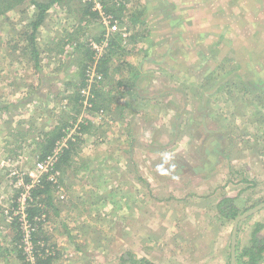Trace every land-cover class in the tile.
Returning a JSON list of instances; mask_svg holds the SVG:
<instances>
[{
    "label": "rangeland",
    "instance_id": "obj_1",
    "mask_svg": "<svg viewBox=\"0 0 264 264\" xmlns=\"http://www.w3.org/2000/svg\"><path fill=\"white\" fill-rule=\"evenodd\" d=\"M85 1L49 9L38 61L28 49L36 8L0 17V264H30L19 200L40 175L43 135L75 120L86 128L48 175L56 210L40 208L36 254L52 251V264H231L234 221L218 203L264 202V0H115L127 36L100 89L104 116L74 96L88 88L78 75L89 53L76 46L119 34L100 16L84 31L80 12L65 19ZM244 221L241 247L256 224L264 236V209Z\"/></svg>",
    "mask_w": 264,
    "mask_h": 264
},
{
    "label": "trees",
    "instance_id": "obj_2",
    "mask_svg": "<svg viewBox=\"0 0 264 264\" xmlns=\"http://www.w3.org/2000/svg\"><path fill=\"white\" fill-rule=\"evenodd\" d=\"M64 0H0V17L5 16L8 12L11 10H15L18 7H21L23 4L30 2L37 10L36 12V17L35 20L33 21L31 27H32V33L29 34L30 38V49L32 51L31 55L33 56V59L38 61V50L37 46L35 45V39H36V33L39 27L43 24L45 21L46 17L48 16V11L49 9L56 3L63 2ZM102 4V8L104 13L107 16H110L113 18L114 21L118 22H123L125 18V12H126V6L121 5L118 1L115 0H100ZM94 6L95 3L91 0H86L84 4H81L79 8V12L81 14V27L80 30L84 31L86 29V26L90 24V18H100L99 12L94 11ZM130 21L132 22L133 25L137 23L136 18L134 16L129 17ZM87 21V22H86ZM131 26V25H130ZM132 28V27H131ZM131 29H128V31ZM101 37L96 35L94 38L89 39L86 43L79 44L78 46L71 45V46H76V50L81 49L82 53L86 52L89 53V56L87 59L89 61L87 63L83 64V72L80 73L78 76L83 79V84L82 86H86V70L90 66L94 65V62L96 61L94 59L95 53L92 50L91 46V41H94L95 43L97 42L98 44H101L106 36V31L102 33ZM135 40V36L132 37ZM123 39V36L121 34L117 35L111 40V44L109 43V46L107 47L108 52L101 57L97 64V72L103 76V81H101L99 84H97V88L92 91V98L90 97V102L93 104L94 109L97 111H107L105 109L108 108L107 106L103 105L107 101V96L106 94L102 93L100 89L103 88L105 81L111 78L112 75V58L113 55L119 54L121 51L125 52V49H123V45L121 43V40ZM67 43V46H69ZM83 46V48H82ZM36 61V62H37ZM78 98V101L80 98H82L81 92H76L74 94ZM83 99V98H82ZM99 100V101H98ZM105 101V102H104ZM103 103V104H102ZM2 111V109H0ZM77 123V121L75 120ZM75 123V124H76ZM70 126V125H68ZM66 124L62 127L59 128V130L55 129L53 131H49L44 134L45 136V144L42 142L41 147L43 148L40 160H45L49 155H52L56 145L58 142L66 138L68 133L71 131L72 127H68ZM80 130L78 131L81 133L83 129L86 128V126L83 124H79ZM81 127H83L81 129ZM78 136V135H76ZM81 137H71L68 140V146L67 148H64L62 153L59 156V160L57 161V169H61V165L64 163H67L69 160V156L71 152L73 151L75 145H76V140ZM53 181H50L48 179V175H44L41 177L39 184H35L33 189L31 190V199L33 200L32 205L27 209V213L29 216L30 221L37 227L38 224H42V220L40 216L42 215L41 209L43 207H51L54 210L55 206L53 204V198L51 197V191L53 190L52 188ZM52 189V190H51ZM217 210L218 214L221 218L224 220H230L234 221L237 217L240 215L246 213L250 209H246L245 211H240L238 207V202L236 198H224L222 199L218 205H217ZM46 214V213H45ZM44 214V215H45ZM46 216V215H45ZM36 218L38 220L36 221ZM245 223V221L240 222V225ZM263 229V225L261 224H256L254 227V230L252 231V238L250 244L241 247L239 243V236H237V248H236V264H264V236H260V232ZM240 229L238 230L239 233ZM41 240V239H37ZM36 238H34L35 245L39 243L40 241H37ZM39 247V246H38ZM232 250V248H231ZM231 258V256H230ZM125 263H129L131 261L126 260L125 258H121ZM53 261V254H46V252L43 250L42 253L37 254V264H52ZM135 264H153L149 262L147 259H142L139 262H135Z\"/></svg>",
    "mask_w": 264,
    "mask_h": 264
},
{
    "label": "built area",
    "instance_id": "obj_3",
    "mask_svg": "<svg viewBox=\"0 0 264 264\" xmlns=\"http://www.w3.org/2000/svg\"><path fill=\"white\" fill-rule=\"evenodd\" d=\"M96 5V3H95ZM94 11L99 12L100 17L102 18L103 22L105 23L108 32L110 34H121L124 38L127 36V29L126 27L121 28L120 22L114 21L112 17L107 16L101 4H97V6L94 7ZM106 40V39H105ZM91 48L95 53L94 59L96 60L94 62V65L87 68L85 74L87 76L86 83L87 87L86 89H83L81 91L82 97H84L86 100L85 107L87 108H93V104L90 102V97L92 98V89L97 86L101 81H103V76L100 75L97 72V64L102 56H104L105 51H107V47L109 46L108 43L102 42L101 44L95 43L94 41H91ZM99 115L104 116L106 114V111H98ZM80 124V123H79ZM75 125V124H74ZM80 128L76 125L72 127L71 131L68 133L66 138L61 140L57 143L56 148L52 155H49L47 159L45 160H37L36 163V171L40 174L38 176H35L33 179V184L30 187L29 190H31L35 184H39L40 179L44 175H50L53 174V172H56V163L59 160V156L64 150V148H67L68 146V140L71 137H78L80 136V133L78 132ZM82 135V133H81ZM50 181H53V178H50ZM54 182V181H53ZM20 202V212L17 213L19 217V224L21 227V234L22 236V245L23 250L25 251V254L30 261V264H37V254H36V245L34 242L35 233H36V226L30 221L27 209L32 205L33 200L31 199V194L28 192V197H24ZM19 207V204L18 206ZM19 209V208H18ZM17 209V210H18ZM45 215H42L40 218L42 221H45ZM37 220V219H36ZM46 254L50 255L52 254V251L48 249H44Z\"/></svg>",
    "mask_w": 264,
    "mask_h": 264
},
{
    "label": "water",
    "instance_id": "obj_4",
    "mask_svg": "<svg viewBox=\"0 0 264 264\" xmlns=\"http://www.w3.org/2000/svg\"><path fill=\"white\" fill-rule=\"evenodd\" d=\"M262 209H264V202L259 206L255 207L254 209L246 212L245 214L240 215L234 220V228L232 233V246H231L232 247L231 264H236V248H237L236 246H237V236H238L240 222L248 219L250 216L256 214Z\"/></svg>",
    "mask_w": 264,
    "mask_h": 264
},
{
    "label": "crops",
    "instance_id": "obj_5",
    "mask_svg": "<svg viewBox=\"0 0 264 264\" xmlns=\"http://www.w3.org/2000/svg\"><path fill=\"white\" fill-rule=\"evenodd\" d=\"M176 6H178V1L177 0H170L169 2H168V7H171V8H176ZM76 15H77V17H79V11H73V10H69L68 11V13H67V15L65 16V19H66V17L69 19H71L72 17H76ZM82 17V16H81ZM171 19H174V16H169ZM135 18V17H134ZM137 24V23H136ZM135 24V25H136ZM60 26H61V24H60ZM69 26H66L65 28L67 29ZM64 90V89H63ZM61 91H62V89H61ZM72 92V91H71ZM71 94V93H70ZM30 104H33V103H30ZM46 132H48V130L46 131ZM44 136V135H43ZM45 137V136H44ZM42 143H40V145H41ZM38 160V159H37ZM65 240H68V239H66L65 238Z\"/></svg>",
    "mask_w": 264,
    "mask_h": 264
},
{
    "label": "flooded vegetation",
    "instance_id": "obj_6",
    "mask_svg": "<svg viewBox=\"0 0 264 264\" xmlns=\"http://www.w3.org/2000/svg\"><path fill=\"white\" fill-rule=\"evenodd\" d=\"M232 248V247H231ZM232 251V250H231Z\"/></svg>",
    "mask_w": 264,
    "mask_h": 264
}]
</instances>
